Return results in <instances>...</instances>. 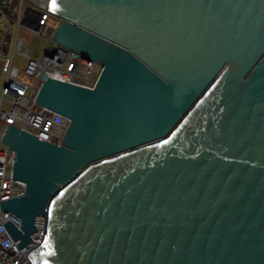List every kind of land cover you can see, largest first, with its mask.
Here are the masks:
<instances>
[{
    "label": "water",
    "instance_id": "95a60500",
    "mask_svg": "<svg viewBox=\"0 0 264 264\" xmlns=\"http://www.w3.org/2000/svg\"><path fill=\"white\" fill-rule=\"evenodd\" d=\"M92 87L45 77L60 144L6 124L22 264H264V0H36Z\"/></svg>",
    "mask_w": 264,
    "mask_h": 264
},
{
    "label": "built area",
    "instance_id": "2783aa9c",
    "mask_svg": "<svg viewBox=\"0 0 264 264\" xmlns=\"http://www.w3.org/2000/svg\"><path fill=\"white\" fill-rule=\"evenodd\" d=\"M55 17L36 0H0V140L6 124L60 144L69 119L35 102L45 77L92 87L101 66L96 61L83 58L78 52L62 46L52 39L55 26L47 21ZM57 18V17H56ZM47 29V39L40 54L34 48L42 31ZM36 35L33 46L25 44V37ZM54 43V44H53ZM11 53L9 55V50ZM14 55L20 56L24 65L20 69L13 63ZM23 78H28L25 82ZM13 152L0 141V201L20 195L24 182L12 178ZM9 220L19 226V219L9 211L0 210V264H22L26 254L40 243L44 236L45 216H37L32 241L18 249L2 225Z\"/></svg>",
    "mask_w": 264,
    "mask_h": 264
},
{
    "label": "rangeland",
    "instance_id": "374dc122",
    "mask_svg": "<svg viewBox=\"0 0 264 264\" xmlns=\"http://www.w3.org/2000/svg\"><path fill=\"white\" fill-rule=\"evenodd\" d=\"M16 1H17V0H13V3H16ZM29 1H31V0H29ZM57 22H58V19H57L56 17H51V18L47 21V27H48V26H56ZM47 27L42 31L43 36H42V37H39L36 43H35L36 35H32V36H30V37H26V35H25V33H24L23 30H20V31H19L20 36H22V37L24 36V37H25V39H26V40H25V44H26V45H28V46H33L34 43H35L34 48H35V50H36V52H37L36 54H40V53H41V51H42L44 45H45L46 42H47V39H46V37H45V34L47 33V29H48ZM53 44H54V43H53ZM9 49H10V48H9ZM10 53H11V49L9 50V55H10ZM13 63H14L15 65H17L20 69H21V68L23 67V65H24V61H23V59H22L20 56H18V55H14ZM23 79H24L25 82H28V81H29L28 78H23ZM59 114H60V113H59ZM60 115H62V114H60ZM62 116H64V115H62ZM65 117H66V116H65Z\"/></svg>",
    "mask_w": 264,
    "mask_h": 264
},
{
    "label": "snow or ice",
    "instance_id": "6c2138e0",
    "mask_svg": "<svg viewBox=\"0 0 264 264\" xmlns=\"http://www.w3.org/2000/svg\"><path fill=\"white\" fill-rule=\"evenodd\" d=\"M52 7H55V0H52Z\"/></svg>",
    "mask_w": 264,
    "mask_h": 264
}]
</instances>
